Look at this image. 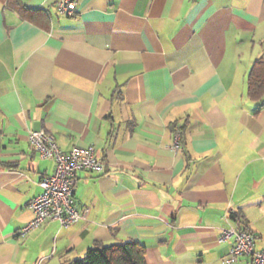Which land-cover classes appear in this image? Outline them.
<instances>
[{
  "label": "crops",
  "instance_id": "obj_1",
  "mask_svg": "<svg viewBox=\"0 0 264 264\" xmlns=\"http://www.w3.org/2000/svg\"><path fill=\"white\" fill-rule=\"evenodd\" d=\"M76 1L67 14L57 0H0V264L127 240L147 264H225L230 226L263 249L264 104L248 75L264 0ZM40 129L63 152L93 146L103 169L77 172L81 219L21 235L56 167L29 139Z\"/></svg>",
  "mask_w": 264,
  "mask_h": 264
},
{
  "label": "built area",
  "instance_id": "obj_2",
  "mask_svg": "<svg viewBox=\"0 0 264 264\" xmlns=\"http://www.w3.org/2000/svg\"><path fill=\"white\" fill-rule=\"evenodd\" d=\"M57 6L63 13L72 14L77 6L76 0H57ZM182 134L174 130V147L177 148ZM30 141L42 157H54L55 170L39 179L41 192L30 202L33 218L22 227L20 234L40 226L47 220H58L61 225H70L81 219L84 214L76 203L74 185L77 172L83 169L102 170L103 162L97 157L93 146H74L63 152L54 136L44 129L32 130ZM233 238L230 251L224 259L225 264H234L242 255H251L252 264H264V248L257 249L255 235L247 229L230 226L222 231L221 240Z\"/></svg>",
  "mask_w": 264,
  "mask_h": 264
},
{
  "label": "trees",
  "instance_id": "obj_3",
  "mask_svg": "<svg viewBox=\"0 0 264 264\" xmlns=\"http://www.w3.org/2000/svg\"><path fill=\"white\" fill-rule=\"evenodd\" d=\"M248 94L257 99L260 105L264 104V55L259 57L251 66L248 75ZM181 140L185 130L181 127ZM236 217V215H233ZM244 229L249 230L247 227ZM250 231V230H249ZM251 232V231H250ZM62 264H147L144 245L135 240L121 243L97 245L88 248L83 257H75Z\"/></svg>",
  "mask_w": 264,
  "mask_h": 264
}]
</instances>
